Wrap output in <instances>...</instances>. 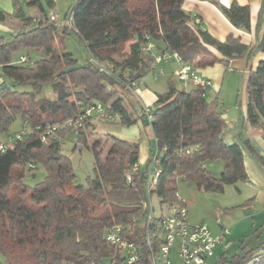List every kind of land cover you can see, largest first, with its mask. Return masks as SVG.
<instances>
[{
  "label": "trees",
  "instance_id": "1",
  "mask_svg": "<svg viewBox=\"0 0 264 264\" xmlns=\"http://www.w3.org/2000/svg\"><path fill=\"white\" fill-rule=\"evenodd\" d=\"M44 1L54 7V0ZM184 1L77 0L70 9L72 29L91 56L86 64H79L70 52H57L60 35L71 28L56 26L49 15L33 18L18 9L15 18L23 26L11 40L0 39V67L5 80L30 85L34 92H21L18 87L0 91V143L6 145L5 151L0 150V264H91L117 256V249L105 240L106 231L119 224L135 227L134 219L140 217L148 198L144 172H131L139 163L140 145L110 134L99 136L92 130L91 118L74 134L76 118L90 104L100 102L121 115L119 123L132 125L139 120L132 112L135 106L131 111L123 95L131 91L128 84L139 82L156 66L142 50L147 36L157 49L178 53L196 69L216 63L227 66L253 52L233 34L219 41L192 22ZM25 2L44 11L41 0ZM221 10L235 27L250 29L248 6L235 2ZM7 18L0 10V21ZM260 18L264 24V9ZM20 49L40 50L43 57L32 64L15 62L13 54ZM258 50L264 53V29ZM77 64L79 68L64 73ZM100 64L113 65V72L101 70ZM46 83L53 85L55 99L38 97ZM246 91L247 121L264 126V59L250 71ZM152 108L154 120L143 124L151 126L155 138L161 171L150 193L161 203L177 202L180 178L217 193L227 185L249 181L240 145H228L222 138L226 120L217 97L209 101L202 89L180 88L169 81L168 91L157 95ZM17 117L23 121L21 138L16 137L18 132L8 135ZM4 135H8L5 140ZM70 136L94 154L93 176L87 185L76 183L72 161L62 151ZM212 163L221 165L218 177L209 170ZM38 165L45 168L46 176L30 186L25 173ZM128 173L131 183L126 181ZM222 260L264 264V244L252 249L241 246V253L228 259L223 254Z\"/></svg>",
  "mask_w": 264,
  "mask_h": 264
},
{
  "label": "rangeland",
  "instance_id": "2",
  "mask_svg": "<svg viewBox=\"0 0 264 264\" xmlns=\"http://www.w3.org/2000/svg\"><path fill=\"white\" fill-rule=\"evenodd\" d=\"M55 1V8L49 11V7H46V11L47 13L52 11L53 14H58V16L63 20H65L66 16L70 13V9L77 3V0ZM65 27L71 29L68 30L66 34L60 35L57 41V52L72 53L79 64H86L91 61V56L87 51L83 40L76 33V31L72 29V24L67 22ZM22 56L26 57L27 64H32L43 57V53L37 49H20L13 54V60L18 62ZM115 58L121 59L118 55ZM161 70L164 71L163 67L158 64L155 70H152L144 78L137 82L134 92L137 93L138 90H143L149 97L153 91H159L160 93L166 92L168 90L170 77L166 74L164 75V73L161 74ZM154 71L157 72V74H155ZM225 75L222 88L220 87L221 90L219 89L218 91V89H212L215 86L213 83V86L207 90V99L212 101L217 97L220 108L224 107L226 112H229V114L235 112L239 115L241 120V111H243L242 107L247 101V83L245 79V72L243 70L232 69L230 72L227 71ZM172 78L180 88L185 86L188 89L192 85L191 83L184 84L179 81L177 77ZM18 90L21 92H34L30 85L18 86ZM132 92L133 91L126 92L123 95L124 103L131 111L132 109L129 104V100L134 97ZM38 97L55 99L56 94L53 90V85L51 83L44 84ZM132 112L135 117L136 112ZM92 124V130L97 132L101 137L110 134L119 138L131 140L132 138L135 139L140 135V128H144L143 130L145 131L146 136L150 139L151 143L154 141L151 126L142 125L139 120L132 125H124L122 123H109L97 118H92ZM22 129L23 121L20 117H17L11 125L9 131L11 134L9 133L8 135H12ZM8 135L2 136V139L5 140ZM245 138H247V136L244 134V142ZM62 151L64 154L69 156L72 161L74 172L76 174V183L80 185H87L89 178L93 176L95 158L92 150L83 145H76L75 139L70 136L63 141ZM209 170L213 175L218 177L221 173V165L219 163H212L209 166ZM45 176V168L42 165H38L37 168L33 169L31 172L28 170L26 171L25 181L30 186H34L43 181ZM251 189L252 187H250L249 183L239 182L235 185H227L223 193L206 192L198 189L192 182L186 181L183 178L179 179L178 194L187 204L189 221L193 224L206 223L214 226L216 219L219 218L228 231L229 235L226 237L227 239L225 238L219 247L215 249L214 255L210 259L211 264H221L223 261V254H225L228 259L235 253H241V246H246L248 248L257 246L259 235H261L264 239L263 222L258 220V223L255 224L257 218H248L243 212L245 205L249 202L248 197L251 195ZM11 192L12 191L10 190V193ZM152 200L154 206L157 208L159 199L154 196ZM224 264L228 263L224 262Z\"/></svg>",
  "mask_w": 264,
  "mask_h": 264
},
{
  "label": "built area",
  "instance_id": "3",
  "mask_svg": "<svg viewBox=\"0 0 264 264\" xmlns=\"http://www.w3.org/2000/svg\"><path fill=\"white\" fill-rule=\"evenodd\" d=\"M49 20L58 27H63L70 22L72 24L73 13L68 19H61L57 14H50ZM142 50L149 54L155 64L174 60L179 67L174 71V77L179 81L191 83L206 91L213 86L211 79L200 75L197 69L189 63L183 61L178 53L169 50H159L149 36L146 37ZM19 63L27 62L26 57H21ZM157 66V65H156ZM155 66V68H156ZM101 70L113 72V65L100 64ZM155 68L153 70H155ZM155 74L157 72L154 71ZM164 73L163 70L160 71ZM137 82L128 84L131 91L136 89ZM136 115L139 120L151 123L154 120L152 106L137 105ZM97 118L109 123H119L122 121L121 115L97 102L90 104L76 118L73 123L74 134L87 119ZM24 129L16 134L21 138ZM11 138V137H10ZM0 150L5 151L6 145L0 143ZM142 170L146 176V188L148 193L147 201L143 204V212L139 218L134 219L135 227L119 224L109 228L105 233L107 243L115 247L118 251L110 261H100L91 264H138L146 256L144 261L148 264H211L210 259L214 255L215 249L225 240L228 231L224 228L221 234L215 235L211 232L206 223L193 224L189 221V213L185 200L177 193V202L167 205L158 202L156 208L150 193L151 186L157 181L160 168L157 162V151L151 156L145 168L139 163L132 167L131 172ZM127 182H132L131 173L127 174ZM73 264V263H63Z\"/></svg>",
  "mask_w": 264,
  "mask_h": 264
},
{
  "label": "crops",
  "instance_id": "4",
  "mask_svg": "<svg viewBox=\"0 0 264 264\" xmlns=\"http://www.w3.org/2000/svg\"><path fill=\"white\" fill-rule=\"evenodd\" d=\"M54 2L56 3L55 0ZM235 2L242 6H248L250 9L249 30L235 27L222 12L221 6L230 7ZM41 3L44 11L40 10L38 7H27L25 0H0V10L8 14L6 20L0 21V39H4L5 41L11 40L14 35L21 30L23 23L15 18L18 9H22L27 16L33 18H41L44 15L48 16L53 14L52 11L47 13L46 7L48 6L44 0H41ZM55 3L53 8L49 7V11L55 8ZM183 8L190 13L193 19L192 22L199 23L202 28L206 29L217 40L224 41L229 35L233 34L235 37L240 38L242 42L249 45L253 51L249 57L231 60L227 66L223 63H216L213 66L197 69L198 73L211 79L215 85L212 89H218V91L220 87L222 88L226 72H230L232 69L243 70L246 75L245 79L247 83L250 71L255 69L259 62L264 59V53L258 50V45L264 29V24L262 23V20H260L261 11L264 9V0H185ZM210 49L217 56L221 57L215 48L210 47ZM159 65L163 67L164 75L166 74L170 77L169 81H173V73L179 67L178 63L174 60H169L167 62H162ZM9 83L11 82L3 78L0 67V87L3 84ZM193 87L194 86L191 85L188 89ZM184 88L186 87L184 86ZM132 94H134V97L129 100V104L130 106L134 105L135 110H137L138 104L153 106L157 100V95L163 93L153 91L149 97L143 90H138L137 93L133 91ZM206 96L208 98L207 91ZM221 110L226 120V127L222 133V138L226 144L242 145H240V147L244 158V168L249 177V181L246 183H249L250 187H252L251 195L248 197L249 202H247V205H245L243 209L244 215L251 219L257 218L255 224L258 223V220H261L264 226V126L254 127L249 124L247 121V101L242 107V121L240 120L239 115L235 112L229 114L224 107H222ZM139 121L142 125H145L141 120ZM143 129L144 128H140V135L135 139H120L132 143H138L140 145L139 164L142 168H145L147 162H149L151 156L156 151V146L155 138L153 143H151ZM244 134L247 136V138H245L246 144L243 141ZM221 222V219L218 218L215 221L217 226L215 223L214 226L212 224H207L213 234H221L222 230L225 228ZM257 242V246L253 248L258 247L261 243L264 244V239L261 235L258 236ZM246 248L252 249L248 247Z\"/></svg>",
  "mask_w": 264,
  "mask_h": 264
},
{
  "label": "water",
  "instance_id": "5",
  "mask_svg": "<svg viewBox=\"0 0 264 264\" xmlns=\"http://www.w3.org/2000/svg\"><path fill=\"white\" fill-rule=\"evenodd\" d=\"M77 68H79V65L77 64V65H74V66H71V67H69V68H66L65 70H64V73H68V72H70V71H72V70H75V69H77ZM20 82H11V83H9V84H3L1 87H0V91H2V90H4V89H6V88H8V87H18V86H20ZM145 264H148L147 262H145Z\"/></svg>",
  "mask_w": 264,
  "mask_h": 264
}]
</instances>
